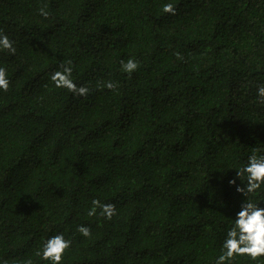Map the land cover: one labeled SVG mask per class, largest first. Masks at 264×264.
<instances>
[{"label": "trees", "instance_id": "trees-1", "mask_svg": "<svg viewBox=\"0 0 264 264\" xmlns=\"http://www.w3.org/2000/svg\"><path fill=\"white\" fill-rule=\"evenodd\" d=\"M0 33V264H49L61 233L63 264H215L244 199L228 181L264 150V0H0Z\"/></svg>", "mask_w": 264, "mask_h": 264}, {"label": "clouds", "instance_id": "clouds-1", "mask_svg": "<svg viewBox=\"0 0 264 264\" xmlns=\"http://www.w3.org/2000/svg\"><path fill=\"white\" fill-rule=\"evenodd\" d=\"M163 7L166 12L173 11L171 3H167ZM39 11L44 17L49 15L44 8ZM0 49L15 52L13 42L3 33H0ZM137 67V61L131 58L121 64L122 71L126 73H131ZM71 73V67L62 66V70L52 73L50 79L57 88H67L74 94L87 95L89 89L84 86L77 87L71 79ZM8 87L9 79L6 70L0 67V89L7 90ZM107 87L111 89L115 85L108 82ZM257 97L264 101V85L257 88ZM257 152H261V154L258 155ZM237 180L240 181L239 184H237ZM228 182L235 186L238 193L243 194L244 199L239 210L235 212L232 226L226 232L221 254L216 258L215 264H228L235 256L239 255H248L253 260L264 256V206L250 198L252 194L264 188V150L253 149L246 162L235 169V176ZM92 203L93 207L89 210V215L96 213V206L100 207L101 215L108 219H111L115 213L112 204L101 205L98 200H93ZM78 231L84 236L91 234L90 229L83 225L79 226ZM70 245L71 241L66 239L62 233L54 235L45 241L38 255L49 264H63L64 253Z\"/></svg>", "mask_w": 264, "mask_h": 264}]
</instances>
